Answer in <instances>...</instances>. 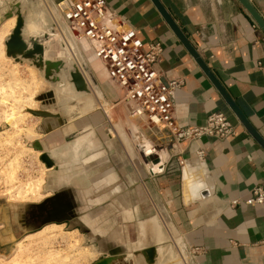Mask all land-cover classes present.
I'll list each match as a JSON object with an SVG mask.
<instances>
[{"label":"crops","instance_id":"obj_1","mask_svg":"<svg viewBox=\"0 0 264 264\" xmlns=\"http://www.w3.org/2000/svg\"><path fill=\"white\" fill-rule=\"evenodd\" d=\"M20 1L21 15L26 11V16L34 24L26 27L28 35L35 36L37 27L41 32L46 31L51 21L49 7L55 8L52 4L58 0ZM104 1L124 26L135 29L144 44L161 42L163 50L154 68L163 72L167 81L182 82L174 93L175 117L180 125L201 126L210 113L222 112L235 126V134L227 139L203 137L198 145L187 147L185 144L172 143L164 132H154L138 125V141L142 145L133 144L134 153H131V157L130 152H127L130 151L126 140L128 138L121 134L125 139L122 141L126 142V149L122 147L121 154L126 157V164L118 161L110 166L122 179L123 187L127 190L135 189L138 196L135 200L131 197L130 200L123 198L104 201V206L108 207L107 218L113 216V207L121 206V222L127 228L136 224L141 231L140 237L144 238L146 234L148 241H156L151 244L156 247L155 259L159 264H164L163 260L168 253L175 252L180 256L177 249L179 246L186 247L184 256L181 255V264H264V204L244 203L252 196L253 188H264V150L230 111L150 0ZM158 1L264 140V33L261 29L237 0ZM249 1L264 20V0ZM38 9L42 19L38 17ZM55 38L57 36L45 42L52 50L53 59L60 52L59 47L53 43ZM73 44L77 54H73L76 57L74 59L77 65H84V73L91 82L90 91L94 94L96 90L97 94L94 95L101 98L96 80L104 99L110 105L108 112L100 106L106 126L101 127L106 132L109 129L107 126H113L109 112L116 105L112 104V93L106 91L109 86L105 73L98 61L89 54L88 62L93 70L94 80L75 41ZM104 104L106 105L105 102ZM89 121V130L97 131V124L92 117ZM76 134L74 132L71 142L65 144L69 146V152H72L71 156L74 158L71 161L65 159L66 162L59 165L62 172L77 161L79 151L88 143L84 141L82 145V136ZM47 136V142L57 143L58 135ZM106 136L111 140L107 132ZM83 137L86 139V135ZM91 139L92 137L90 141ZM198 148L204 151L201 157L197 154ZM92 149L94 154L84 158L83 163L89 160L91 164V159L96 157V147ZM106 150L110 157L113 156L112 150L105 144ZM68 155L70 156L69 153ZM51 169L47 168V171ZM185 170H188L187 173H190L194 182L200 180L208 190L211 187L208 197L192 196L190 185L182 180ZM105 171L111 173L112 170L105 167ZM89 172H94L91 166ZM107 181L111 182L112 176L107 175L102 180ZM48 193L49 191H45L43 197L47 198ZM232 201L238 203L233 205ZM92 222L94 223L90 218L87 223L93 225ZM167 229L174 237V252L163 245V232ZM188 247L201 248V253L195 259L191 258Z\"/></svg>","mask_w":264,"mask_h":264},{"label":"rangeland","instance_id":"obj_2","mask_svg":"<svg viewBox=\"0 0 264 264\" xmlns=\"http://www.w3.org/2000/svg\"><path fill=\"white\" fill-rule=\"evenodd\" d=\"M7 3L9 5L6 7H2V5L0 7V16H4L5 14L3 19L0 17V26L9 20L14 21L8 22L10 26L9 30H11L8 31V34L2 40L0 48V264H92L102 257L95 252L94 242L88 243L86 233L79 230L80 228L77 227L79 222L76 220L62 223L59 230H55L54 233L43 239L25 237V235L36 232L42 227L35 230L37 227L30 228L32 227L30 224L24 222L22 224V222L19 221L20 216L24 214L23 205L38 204L42 202L46 196L40 198H26V196L24 197L17 192L25 191L27 183L36 185L40 181V192L45 193L44 187L48 182L49 174L54 170L52 168L50 171H47L45 164L40 160V152H36L37 150L31 146V143L36 141L46 143V145L50 147L48 152L56 162H66L64 161L65 159L69 161L73 158L71 156L72 152H69L70 156H67L65 159L59 158L58 155L62 148L66 146L65 144L71 142V140L65 142L64 137L71 133L74 134V132L77 133L76 136H82V145L84 141H88V143L85 145L84 149L79 151L77 161L69 168L67 167L71 174L74 175L70 183H72V187L75 185L79 188L78 190H81L80 193L75 192V196H80L82 200H90L92 205L93 203H101L99 204L100 206L98 205L96 208L98 212L95 214L93 212L94 207H91L92 209L88 211L89 213L91 212L92 218H95L96 222L93 220L95 222L94 226L109 233L115 230L114 232H116L118 236V244H135L132 247H134L136 251L140 250L143 245L155 247L151 243H155L156 241H148L147 237H145L146 234L144 235L145 239L140 237L139 234H141V231L136 224L134 227L128 224L129 228H127L126 224L121 222V215L119 213L121 206L113 207V216L110 218H107L108 207L104 206V201L106 200H122L123 198H129L130 200L131 197H133L132 200H135L134 198L137 199L138 195L135 189L127 190L124 188L122 179L118 177V173L115 172L110 165H113V162L118 163V161H121L124 165L126 164V160L124 161L126 157L121 155L123 148L126 149V146H124V144H126V142H124V137L128 138L126 140L129 144L128 148L130 151H126L128 153L130 152V157L131 153L132 155L134 153L132 150L133 144L137 146L140 144L142 145L140 141L134 139V135L132 136L131 132L132 129L139 131L138 124L129 122L126 117L125 108L120 102L114 101L112 104L116 106L109 112L113 120V126H107V129H109L106 131L111 136V140L107 138L104 130L105 128L101 127V125H104V127L106 126L105 117L101 113L100 103L104 101L106 105H108L107 107L103 104L104 102L102 103V105H104L103 108L106 109L107 107V112L109 111L110 105L106 100L102 99V97L98 99L90 91L91 82L83 69L80 70V72L90 88L89 90L85 88L87 93H77L74 90L69 72L73 69H76L78 72L76 67L77 64L74 59L76 57L73 53L68 51V44L61 38L62 34H60V31L55 27L53 21H50V25L44 32H41V29L37 30L38 27H35V36H31L29 39L25 40L22 37V33L24 31V26L26 28L33 24V20L30 19L22 26L20 35L25 43L26 49L31 47L32 41H30V39L36 41L41 40L40 42H43L45 46V48L43 47L44 52L41 57L42 62H44L43 66L47 68L46 63L48 62L52 64L57 61L61 62L62 66H58L57 70L56 68L50 67L51 73L45 75V69L36 68L31 61L20 59V62H16L14 59H11V57L5 56V41L16 25V15L10 13V8L18 5V11L22 12V2L20 0H14V2L13 0H8ZM37 13L38 17L42 19L40 9L37 10ZM7 14L11 15L8 16ZM23 16H26V11ZM10 23H14L15 25L13 24L12 26ZM45 34L46 37H44ZM55 36H57V38H55L53 43L59 47L60 52L59 54L57 53V57L55 56V59H53L52 50L45 45V42H48L50 38ZM59 37L60 39H58ZM76 38L79 40L78 37ZM72 41L71 43L73 44L75 39L73 42ZM75 44L83 62L87 65L91 77L95 80L93 70L88 62V56L90 54L88 47L85 43L75 42ZM61 53H63V55ZM30 59L38 62L37 56L31 57ZM45 76H48V79H46ZM53 78L58 79L53 82L51 81ZM96 84H98V82ZM108 86L110 88H106V91H110L113 94L115 92L114 89H112L109 84ZM49 93L52 94V98L43 99V96ZM115 97L112 95V99ZM28 110H46L51 114H61L62 118L66 119L65 128L59 127L49 133L59 136V138H55L57 140L56 144L55 141L47 142L48 134L46 135L42 132L44 122L47 121L41 117L30 114ZM90 117H92L93 121L97 124V131L89 130L88 123L90 122ZM47 120L58 121L57 118H49ZM121 134H123L124 137H122ZM83 135H86V139ZM90 137H92L91 141ZM105 144L112 150L113 156L110 157L108 155L109 152L107 150V152L105 151ZM92 147H96V157L91 159V164H89V160L83 163V159L88 158V156L93 153V151H91ZM111 158L112 161L110 160ZM90 166L94 172H89ZM105 167L112 170L111 173L105 171ZM69 175L70 174L66 171L65 176L70 177ZM107 175L112 176V181L109 183L108 181L107 183L102 182ZM99 181L101 183H99ZM60 189H62V186ZM62 190H64V192L70 191L68 187H64ZM52 194L53 193L49 191L47 197L52 196ZM99 209L102 210L100 215ZM23 227L25 228L23 229ZM169 231L170 230L167 229V231L164 230L163 232V245L166 249L174 252L176 251L174 237ZM154 232L157 234L156 230H154ZM18 241H20L19 245L16 244ZM83 247L92 250L94 253L93 257L74 261L78 251H80V248L81 250L84 249ZM185 248L184 246H179L177 248L178 253L184 256ZM188 250L189 249H187V251ZM174 254L168 253L167 256L165 255L166 258H164L163 263L181 264L183 256H178L175 252ZM67 255H69V258ZM64 256H67L65 261ZM51 258H54L53 260H56V262ZM58 258L61 261H57L59 260ZM133 260L135 264H146L145 259L141 255ZM13 261L16 262L14 263ZM156 264L159 263L156 261Z\"/></svg>","mask_w":264,"mask_h":264},{"label":"built area","instance_id":"obj_3","mask_svg":"<svg viewBox=\"0 0 264 264\" xmlns=\"http://www.w3.org/2000/svg\"><path fill=\"white\" fill-rule=\"evenodd\" d=\"M60 18L88 46L105 73L115 98L126 111L128 121L154 132H164L172 143L198 145L203 137L227 139L235 126L222 112L210 113L201 126H182L175 117L174 93L180 80L167 81L154 64L162 53L160 41L144 44L134 28L124 26L104 0H58L54 3ZM134 139L137 131L131 130ZM197 154L204 155L202 148ZM232 201V204H237ZM245 204H264V188L257 186ZM196 258L201 248L188 247Z\"/></svg>","mask_w":264,"mask_h":264},{"label":"water","instance_id":"obj_4","mask_svg":"<svg viewBox=\"0 0 264 264\" xmlns=\"http://www.w3.org/2000/svg\"><path fill=\"white\" fill-rule=\"evenodd\" d=\"M150 1L152 2V4L154 5L156 10L162 17V19L166 22L170 30L173 32V34L177 37V39L182 43V45L190 54V56L194 59L195 63L198 65L200 70L204 73L207 79L218 91V93L220 94V96L222 97V99L230 109V111L234 114V116L237 118V120L240 122L243 128L264 150L263 138L256 132V130L248 122L247 118L242 114V112L236 106L234 101L228 96L226 91L222 88L220 83L212 74L210 68L200 58V56L197 54L195 49L191 46V44L187 40V37L182 33V31L179 29L177 24L168 14L165 8L162 6V4L158 0H150ZM237 1L248 12V14L257 24V26L264 33V20L255 10V8L252 6L250 1L249 0H237ZM7 4L8 3L6 2V5ZM0 7H1V3H0ZM11 10L15 11L17 20H16L15 28L12 30L11 35L9 36V38H7L5 42L6 56L11 57L12 59L18 62H20V60H18L17 57L27 59L37 56L38 62H34V63L36 64V68L41 69V65H42L41 57L44 51L43 46L36 40H32L31 48L26 49L25 43L20 36V29L23 24V17L18 11V5L11 7ZM12 12L13 11H11V13ZM7 15L9 16L11 14H7ZM4 16H0V17H2L3 19ZM44 37H46V34ZM46 64H47V68L44 70L45 75H49L48 73H51L50 67L54 68L53 64L56 65L58 64L57 67L62 66L61 62L58 61L53 64L51 62H48ZM47 77L48 76H45L46 79H48ZM71 77L74 86L76 87L77 90H85L84 80L75 69L71 70ZM56 79L58 78H53L51 81L54 82ZM51 98H52V94L50 93L43 96V99H51ZM29 113L34 116L41 117L43 119L60 118L59 114H51L46 110H38V111L29 110ZM65 123L66 121L63 120L59 126H62ZM43 133L46 135L48 134V132L46 133L43 132ZM73 137L74 134H69L64 137V141L69 142L70 140L73 139ZM31 146L35 150H39L42 153L40 154V160L45 164L46 168L54 169L53 172L49 174L50 176L48 178V182L44 187L45 191H51L53 194L52 196L45 198L44 200H42V202L38 204L23 205L22 207L24 208V214H22L19 219V221L22 222V224L23 222L30 224L32 226L30 228L37 227V229L35 230H38L45 224H49V223L62 224L65 222H71L76 220L77 222H79V224H77V227L80 228L79 230L81 232L86 233L88 243L94 242L93 244L96 252L102 256L98 260L94 261L92 264H135L133 259H137V257L140 255L145 259L146 264H156L155 247H146V248L141 247L140 250L136 251L134 247H132L135 244L132 245L125 243L118 244L117 242L118 236L116 232H114L115 230H112L109 233L107 231L99 229L98 227H95L94 226L96 222L95 218L94 217L92 218L91 212L89 213L88 211L92 209L91 207H94L93 212L95 214L96 212H98L96 211V208L101 203L100 202L93 203L92 205V202L90 200L87 201L82 200L80 196L75 197L76 195L75 192L80 193L81 190H78L79 188H77L75 185L72 187V183H70L74 175L71 174L70 170L67 169L66 171L70 174L69 175L70 177L65 176L66 171L62 172L61 170L62 168L58 166L57 163L53 159H51V157L47 153L46 150L47 147L49 146H47L46 143L36 141L31 143ZM182 180H184V176L182 177ZM197 182L200 183V186H198L197 188V193H198L197 196L201 198L208 197L212 190L211 187L209 190L205 189L202 182H200V180H198ZM99 183L101 182L99 181ZM61 186L62 189H64V187H68L70 191L64 192V190L60 189ZM100 212H102V210L99 211V215L101 214ZM90 218H92L95 221L94 223L92 222L93 225H89L87 223L88 220H90ZM24 228L25 227H23V229Z\"/></svg>","mask_w":264,"mask_h":264},{"label":"bare ground","instance_id":"obj_5","mask_svg":"<svg viewBox=\"0 0 264 264\" xmlns=\"http://www.w3.org/2000/svg\"><path fill=\"white\" fill-rule=\"evenodd\" d=\"M8 0H0V3H1V5H2V7L3 6H7L6 5V2H7ZM13 2H14V0H13ZM52 5H54V4H52ZM9 7V6H8ZM54 7H55V5H54ZM50 8V11H49V13H50V20L51 21H53V23H54V25H55V27L58 29V31H60V34H62L61 35V38L65 41V42H67L66 44H68V47L67 48H69V50L68 51H70V52H72L73 54H75L76 56H77V54H76V48H75V45L74 44H72L71 43V41L73 40L74 41V39H75V42H80V43H85V41H83L82 39L80 40H78L77 38H76V36H75V33L71 30V28H69L68 27V25L60 18V16L58 15V13H57V11L55 10V8H53V7H49ZM11 9V8H10ZM20 12V11H19ZM10 13H11V10H10ZM11 14H14V15H16L15 14V11H13ZM20 14H21V12H20ZM22 17H23V24H22V26L24 25V23L25 22H28L29 21V19H28V16H23V15H21ZM12 20V19H11ZM16 20H17V16H16ZM7 21V20H6ZM10 21V20H9ZM9 21H7V22H5V23H3L1 26H0V48H1V43H2V40L5 38V36L8 34V31H10L9 30V28H10V26H9ZM14 21V20H13ZM13 21H10V22H13ZM38 21H40V19H38ZM12 26H13V24L14 23H10ZM15 25V24H14ZM42 26V25H41ZM22 28V27H21ZM30 28H32V27H30ZM22 29H20V31H21ZM25 31V32H24ZM24 31H23V33H22V37L25 39V40H27V39H29L28 38V36H31V35H28V29L27 28H25V26H24ZM21 33V32H20ZM11 35V34H10ZM21 36V35H20ZM9 38V37H8ZM29 41V40H28ZM30 41H32L31 39H30ZM41 40H38L37 42H39L44 48H45V46H44V44H43V42H40ZM70 41V42H69ZM72 41V42H73ZM6 42V41H5ZM86 44V43H85ZM87 45V44H86ZM88 47V46H87ZM31 48V47H30ZM30 48H28V49H30ZM44 48H43V50H44ZM44 52V51H43ZM59 54V53H58ZM62 55H63V53H61ZM71 54V53H70ZM5 56H6V54H5ZM56 56V55H55ZM59 56V55H58ZM57 57V56H56ZM60 57V56H59ZM18 58V60H27V61H31L33 64H34V66L36 67V64L34 63V62H36V61H34V60H32V59H30V58H21V57H17ZM12 59V58H11ZM51 61V60H50ZM17 62V61H16ZM78 62H80L81 63V61L80 60H78ZM55 63V62H54ZM99 63V62H98ZM42 65H41V69L43 68V69H46L43 65H44V62H42L41 63ZM58 65V64H57ZM57 65L56 64H53V66H54V69L56 68V70H57ZM99 65H100V68L102 69V71L104 72V70H103V68H102V66H101V64L99 63ZM76 66V65H75ZM77 67V70H78V73L80 74V76L83 78V80H84V84H85V88L86 89H88L89 90V87H88V85H87V83H86V81H85V79H84V76L82 75V73L80 72V70H84V65H77L76 66ZM76 70V69H75ZM49 74V73H48ZM69 75H70V79H71V82L73 83V81H72V77H71V71L69 72ZM64 76V75H63ZM106 77V76H105ZM96 81V80H95ZM96 83H97V81H96ZM73 85H74V83H73ZM98 85V84H97ZM99 87V86H98ZM99 89H100V87H99ZM71 90H72V88H71ZM74 90L78 93V92H83V93H87V91H85V90H77L76 89V87L74 86ZM73 91V90H72ZM93 93V92H92ZM100 93H101V97H102V99H104V95H103V93H102V91H101V89H100ZM94 94H97V92H96V90L94 91ZM80 95V94H79ZM76 96V95H75ZM105 100V99H104ZM35 101V100H34ZM103 101V100H102ZM93 103V102H92ZM103 103V102H102ZM102 103H100V106H104V105H102ZM104 104V103H103ZM106 109H107V107H106ZM105 108H103V110L104 111H106L107 112V110H106ZM33 111V110H32ZM28 112H29V110H28ZM50 113V112H49ZM11 114V113H10ZM105 115H107V114H105ZM47 119H49V118H45L44 120L45 121H47V122H44V127H42V132H48V134L50 133V132H52L51 130H53L54 128H59V127H61V128H65V124H63L62 126H59L61 123H62V121L63 120H65L66 121V119L65 118H62V115L60 114V118L58 119L57 118V122L56 121H52V120H47ZM27 134V133H26ZM72 134V133H71ZM38 136V135H37ZM67 136V135H66ZM48 146V145H47ZM50 147H47V153L49 154V156L51 157V159H53L54 160V158L50 155V153L48 152V149H49ZM71 150V149H70ZM39 150H37L36 152H38ZM50 151V150H49ZM40 152V151H39ZM68 153H69V146H65V147H63L62 148V150H61V152L59 153V158L61 157V158H63V159H65L67 156H69L68 155ZM40 154H42L41 152H40ZM74 158V157H73ZM55 161V160H54ZM56 162V161H55ZM57 163V165L59 166L60 164H62V163H58V162H56ZM188 172V170H185L184 171V180L183 181H185V184H188V185H190L189 187H191L189 190H190V192H191V194H192V196H197L198 195V193H197V188H198V186H200V183H198V182H194L193 181V179L190 177L191 175H190V173L188 174L187 173ZM42 181V180H41ZM37 182V181H36ZM42 183V182H41ZM35 184H32V183H27V185L25 186V191H23V192H17L18 194H22V196H26V198H40V197H42V196H44L45 195V193H41L40 192V189H41V185H40V181L34 186ZM43 186V185H42ZM20 190V189H19ZM18 190V191H19ZM15 196H17V195H15ZM19 196V195H18ZM21 196V195H20ZM25 198V199H26ZM23 199V198H22ZM61 228V225H55V224H49V225H46V226H44V227H42L41 229H39L38 231H36V232H33V233H29V234H27V235H25V237H35L36 239H43L44 237H46V236H49L50 234H52V233H54L55 232V230L57 231V230H59ZM76 234V233H75ZM75 236V235H74ZM48 238V237H47ZM50 238H51V236H50ZM75 242H77V241H75ZM17 245H19L20 244V241H18L17 243H16ZM77 244V243H76ZM75 246V245H74ZM84 248V247H83ZM21 252V251H20ZM93 251L92 250H89V249H87V248H84V249H82L81 250V248H80V251H78V253H77V255L75 256V259H74V261H77L78 259H83V260H85V259H88V258H90V257H93ZM55 255V254H54ZM53 255V256H54ZM49 256H50V254H49ZM48 256V257H49ZM68 256V258H69V255H67ZM67 256H64V261H65V258H67ZM56 257H57V254H56ZM58 257H59V254H58ZM49 259H50V257H49ZM52 260L54 259V258H51ZM57 259V258H56ZM59 259V258H58ZM53 261H55L56 262V260H53ZM57 261H61L60 259L59 260H57ZM14 262V261H13ZM16 262V261H15ZM14 262V263H15ZM62 262H63V260H62ZM61 263V262H60ZM59 264V263H58Z\"/></svg>","mask_w":264,"mask_h":264}]
</instances>
